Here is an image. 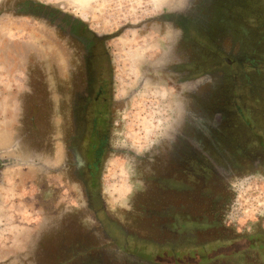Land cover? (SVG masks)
<instances>
[{
    "label": "flooded vegetation",
    "instance_id": "flooded-vegetation-1",
    "mask_svg": "<svg viewBox=\"0 0 264 264\" xmlns=\"http://www.w3.org/2000/svg\"><path fill=\"white\" fill-rule=\"evenodd\" d=\"M222 3L225 7L230 0ZM217 4L193 0L189 6L162 9L136 22L126 20L107 32L100 27L94 30L92 19H83L52 2L0 0V19L8 16L43 22L59 32L74 51L80 47L79 54H71L64 94L52 103L46 123L31 118L35 135L30 156L20 145L25 136L14 137L9 148L0 149V180L10 167H33L38 186L49 174L62 177L76 186L85 220L109 240L123 233L122 222L150 220L152 210L141 207L152 203V191H167L169 200L175 195L177 207L184 201L188 205L215 206L217 189L223 197L218 205L233 195L238 202L237 187L245 184L247 175L264 171V120L253 134L247 127L248 122H254L250 108L245 107L244 122L238 121L233 111V86L241 82L239 76L245 81L248 65L245 59L230 56L226 49L232 47L235 34L229 20L216 21ZM122 15L127 16L124 12ZM120 41L131 44V54L118 56L127 47H121ZM208 76L213 78L211 85L204 83ZM198 79L201 82L197 87H189ZM150 95L157 99L149 101L153 108L161 105L160 128L153 139L140 146L129 139L124 119L133 102L137 103L136 98ZM143 107L150 108L148 100ZM55 143L60 144L62 158L57 167L49 164L51 156L46 154L47 147L54 149ZM249 152L256 155L249 156ZM111 160L122 162L127 172L129 190L121 200L128 209L122 214L107 207L106 197L110 195L106 196L104 177ZM233 162L238 168L232 166ZM195 169L200 170L201 176L194 177L200 183L193 180ZM184 187L200 189L183 200ZM73 211L69 209L67 216L71 217ZM65 225L70 227L71 220L67 219ZM51 227L55 225H49L41 235ZM136 233L133 230L129 239L135 241ZM41 235L38 233L33 249L35 264L45 249ZM89 250L93 248L66 252L69 256L58 264H70L73 254L84 255Z\"/></svg>",
    "mask_w": 264,
    "mask_h": 264
},
{
    "label": "rangeland",
    "instance_id": "rangeland-1",
    "mask_svg": "<svg viewBox=\"0 0 264 264\" xmlns=\"http://www.w3.org/2000/svg\"><path fill=\"white\" fill-rule=\"evenodd\" d=\"M42 1L64 6L83 19H92L94 30L100 27L99 30L112 32L126 20L136 22L143 17L153 16L162 9L189 6L193 0L189 2L184 0ZM232 1V5L229 3L227 8L222 7L221 14L224 17L220 23H223L225 16L228 15L226 20H229L234 28L233 24L239 22L234 14H239L242 21L247 18L241 17L239 10L243 8V4L246 5L244 1L248 2V0ZM123 12L127 16H123ZM246 12L248 13L247 10ZM5 17L0 19V149L9 148L16 136H25L24 143L20 142V145L23 144L25 151L23 152L29 157L33 148L31 142L35 135L31 118L34 117L40 123L41 120H45L43 124L46 123L52 103L60 101L59 96L62 97L64 94V78L71 54H79L80 47L74 51L71 45L65 43L59 32H55L43 22L28 18L14 20ZM239 23L240 32L232 37L234 39L232 47L228 46L226 49L230 56L237 60L245 59V66L248 65L246 67L249 71H246L245 81L238 82L242 85L240 100L237 97L240 101L239 107L234 103L232 108L233 111L240 112V109L245 107L246 101L249 102L246 105L252 104L254 109L247 107L251 110V117L256 124L254 128L257 130L260 127L259 122L264 120V42L259 41L264 34H261V30L251 33L247 26ZM258 26L255 28L257 29ZM239 40L243 41L238 44ZM120 46L127 47L125 51L118 52L119 57L132 53L130 43L120 41ZM250 60L259 63L251 69ZM199 82L201 79L188 85L194 89ZM147 100L150 108L143 107V103ZM154 100L157 99L151 95L136 98L137 103L133 102V108H129L125 114L126 133L136 145L147 144L156 136L160 128L158 121L161 118L159 115L162 112L161 105L153 108L151 103ZM241 114L244 120H247V114L245 112ZM17 129L19 134H16ZM58 139L57 137L56 141ZM13 150L10 156L13 155ZM46 154L51 156L49 164L57 167L62 159L60 144L55 143L54 149L48 146ZM250 155L256 153L249 152ZM106 167L108 170L105 172L104 184L106 196L110 195L106 197L109 201L107 207L122 214L128 209L124 199L121 200L129 190L126 168L122 162L114 160H111ZM248 168L251 166L249 165ZM259 172L260 174H248L249 178H246L245 184L237 187L238 202L234 201V204L237 202L236 208L226 219L225 228L198 231L194 241L190 239L185 245H179L175 243L178 240L171 233L157 230L163 225L156 223L155 217L135 224L122 222L120 224L124 226L122 231L125 235L132 234L133 230H139L146 233L151 243L159 246L142 244L130 239H126L125 243L116 237L113 241L117 249L111 240L99 235L93 223L85 220L79 210L80 197L75 185L65 182L56 174H49L44 177V181L39 182L38 186L33 167L7 168L3 171L0 180V264H35L33 249L36 247L38 233L39 235L44 233L49 225H55V228L51 227L50 231L43 234L44 238H41L42 235L39 236L40 241L43 239L42 246L45 249L39 256L38 264H58L69 256L67 254L69 251L80 252L89 247L93 250L84 252L80 262L86 255L93 257L99 255L100 264H255L258 260L256 254L250 250L244 251V239L240 241L230 239L257 231L264 233V171L259 170ZM154 182H157L156 179ZM158 191H152L150 198L153 199L152 203L141 208L146 210L156 208L159 197L153 194ZM165 200L167 204L162 199L160 201L162 205H168L177 211L175 195H172L170 200L167 198ZM189 207L193 206L189 205ZM206 207L211 206L198 207V210ZM69 209L75 210L71 217L67 216ZM67 219L68 222L69 219L71 220L70 227L65 225ZM225 239L228 242H223ZM258 249L256 248L255 252ZM112 253L115 257H112ZM260 257H264V253L260 254ZM239 259L242 262H239ZM70 264L75 263L72 261Z\"/></svg>",
    "mask_w": 264,
    "mask_h": 264
},
{
    "label": "trees",
    "instance_id": "trees-1",
    "mask_svg": "<svg viewBox=\"0 0 264 264\" xmlns=\"http://www.w3.org/2000/svg\"><path fill=\"white\" fill-rule=\"evenodd\" d=\"M213 4L216 1L217 3V14H214V17L216 19L217 22H220V20L224 17L223 14H221L222 11V7L224 6L222 3V0H212ZM235 2V1H234ZM243 2V0H242ZM246 5L243 4V8L239 10L241 17L246 16V19H243L244 21H242L240 19V15H235L234 16L238 19V21L240 22H236L233 24L232 28V32L233 34H238L240 32L239 27H238V23L242 24L244 26H247L246 28L249 30V32L251 33H255V32H259V30H261V34H264V0H248V2L244 1ZM233 4V1L230 0V5ZM227 6V5H226ZM224 8H227V7ZM234 6V5H233ZM232 7V6H231ZM234 9V8H233ZM235 10V9H234ZM246 10L248 11V13L246 12ZM246 14V15H245ZM228 16V15H227ZM227 16H225V19L223 22L227 21L226 18ZM231 17V15H230ZM257 25H259L257 29L255 28ZM260 34V35H261ZM264 36H262L260 38L259 41H263L264 42ZM250 67L251 69L254 68L253 66H255L256 64H258L259 62L255 63L253 62V60H250ZM259 66V65H258ZM249 71V68H248ZM249 73V72H248ZM242 77L239 78V81L241 80L242 82ZM234 89L231 95V100H232V104L235 103V105L238 106V103L240 101V93L242 91V85H239L238 81L236 83H234ZM245 87V86H244ZM238 93V94H237ZM247 103H249L248 101L245 102V107L248 106L246 105ZM252 107V104L249 105ZM239 107V106H238ZM245 107H242V109H240V112H237L238 116L237 119L238 121L240 120V122H244V118L242 116V111L244 112ZM248 108V107H246ZM255 108V107H254ZM253 108V109H254ZM251 111V110H250ZM239 123V122H238ZM255 123L253 122L252 125H250V122H248V129L249 132H252L253 134H255L257 130H255ZM261 140V139H260ZM264 141V138L263 140ZM233 142H235L233 140ZM261 142V141H259ZM264 144V143H263ZM232 166L234 168H238V166L233 162ZM193 180L194 182H201V180H199L198 178H194V177H199L201 176L200 170L195 169L194 173H193ZM216 179L218 180V175L216 174ZM205 182L208 181V177H205ZM161 182V181H158ZM190 182V181H189ZM218 182V181H216ZM200 188H183V200L187 199V198H192V194H194L196 191ZM217 191V190H216ZM177 192H179V190H177ZM158 194H156L159 199H161L160 201H162V199L164 200V202L166 203V191L165 190H159L157 192ZM218 193V192H216ZM180 196V195H179ZM180 198V197H179ZM158 199V204H157V209L154 208L151 212V216L152 218L156 219V223L160 224L159 229L157 228V230H159L161 232L162 231H167L169 233H171V235L173 237H175L178 241H176L175 243L179 244V245H185L186 242L190 239H193V241L196 238V232L198 231H205V230H219V229H223L225 228V226H227L226 224V219L229 217V214L236 208L235 204H234V195L232 196L231 199L226 198L225 199V204L223 205H218L221 200H223V197H221L219 194L215 195V206H211L203 208L201 211L198 210V207H204L201 204L199 206H195L192 205L193 207H189L188 204H186V202H183V206H181L180 208L178 207L177 211H174L172 209V207L168 206V205H162L161 202ZM177 199V198H176ZM167 204V203H166ZM150 215V214H149ZM195 219V220H192ZM142 231V230H141ZM146 231L147 230H143ZM146 233H142L139 230H137V233L135 235V241L142 243V244H151L152 246H159L158 244H154L151 243L148 239L147 236L145 235ZM140 235H143L142 238L139 237ZM115 236V235H114ZM116 237H118L119 239H121L122 242H127L126 239H129V237L127 235H125L124 233H118L117 236H115L114 238H112L111 243L114 244V246L116 247V243L113 241ZM244 239V248L246 250H250L253 251L256 254V259H258L255 264H264V257H260V254L264 253V233L262 232H253L251 234H247L246 236H240L237 238H233L230 240H243ZM223 241V240H222ZM228 242L227 239H225L223 242ZM161 246V245H160ZM106 248V247H104ZM102 248V249H104ZM256 248H259L257 252H255ZM262 249V252H261ZM81 256H84L82 254H73L71 257L70 262L74 261L75 264H100V260L99 259V255H97L96 257L93 256H89L86 255L85 259L82 260L80 262ZM112 257H115V254L112 253ZM239 262H242L241 259L238 260Z\"/></svg>",
    "mask_w": 264,
    "mask_h": 264
},
{
    "label": "clouds",
    "instance_id": "clouds-1",
    "mask_svg": "<svg viewBox=\"0 0 264 264\" xmlns=\"http://www.w3.org/2000/svg\"><path fill=\"white\" fill-rule=\"evenodd\" d=\"M206 85H211L213 83V78L211 76H208L206 80L204 81Z\"/></svg>",
    "mask_w": 264,
    "mask_h": 264
},
{
    "label": "water",
    "instance_id": "water-1",
    "mask_svg": "<svg viewBox=\"0 0 264 264\" xmlns=\"http://www.w3.org/2000/svg\"><path fill=\"white\" fill-rule=\"evenodd\" d=\"M184 1H185V2H186V1H188V2H189L190 0H184Z\"/></svg>",
    "mask_w": 264,
    "mask_h": 264
}]
</instances>
